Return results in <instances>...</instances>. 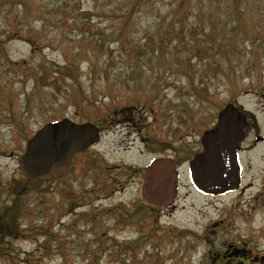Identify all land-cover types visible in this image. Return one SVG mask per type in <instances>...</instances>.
<instances>
[{"label": "rangeland", "instance_id": "1", "mask_svg": "<svg viewBox=\"0 0 264 264\" xmlns=\"http://www.w3.org/2000/svg\"><path fill=\"white\" fill-rule=\"evenodd\" d=\"M117 0H115V9L113 12V5H101V1L94 2L92 0H79L80 10L87 11L91 13H97L99 16L92 15L91 19L84 18V21H90L91 24L101 25L105 28V33L107 36H103L106 40L111 42L113 49H118V39L126 38V36L132 40L134 37L140 38V40H148V36H155V51H150L148 46L147 58H140L139 61L131 60L127 54H121L126 59L116 58L110 60L107 56L100 58L98 65L95 68V72L111 64L112 79L115 74H122L126 78L131 77L134 79H129L127 84L126 92L128 94L124 95V98L130 95H145L153 94L154 97L149 101L151 106L153 100V105L160 107L162 113L170 112L176 116L188 117L191 113L195 116V122L198 120H203L209 125H213L216 121L217 116V106L220 103H224L228 100L234 101L242 104L247 110L255 113L258 123L260 124V130L264 133V47H259L264 45V0H250V2L255 3L253 5V12L250 15L253 16V21H246L243 23H237V28L232 31L230 26H223V23L216 24L215 29L212 30L211 25L214 20H217L220 14L213 11H205L204 14L198 15L196 19L191 16V21L198 23L199 28V40L201 38V25L204 23L207 29V35L202 40L201 47H205L208 50L209 55H215L214 60L218 64L226 65L228 62H233L237 65L239 71L244 72L246 75V69L252 67L251 77L238 79L236 82L225 76L226 70L223 72H216V76H213L211 71L210 76L213 80L211 85V91L214 92L213 101H200L192 96L191 87H189L190 77L188 75L194 76L195 82L199 80L201 73L208 69L207 62L211 59L209 56H205L201 59L200 56L194 57V41L196 38L189 41V36L185 38L178 37L176 30L172 29V25H179V19L177 22H172V14L168 13L171 5L168 4V0H163L165 4H161V0H149L146 5L141 9V11L135 13V21L133 23L134 28L131 26L132 23L128 25H121L117 20ZM54 3V5H60V0H30L32 14L35 15V9L40 6L44 9L46 3ZM96 8V10L94 9ZM36 16H30V19L34 17H43L45 19L46 15L42 12ZM257 10L263 15H260ZM167 13V14H166ZM116 18H114V17ZM51 19V18H50ZM54 20L47 22L44 27V31L41 30L40 21L35 22V28L39 31L37 36L42 38L44 45L42 49V54L46 55L48 59L54 60L60 64L64 63V56L62 55V47H72L75 45V37H79L76 34L78 30H70L68 28H62L60 26H55ZM4 21L0 17V25ZM73 23V21H69ZM187 26V20H185ZM117 29V30H116ZM260 32L261 34L257 35ZM124 33V36H123ZM178 41H177V39ZM51 39L55 40V46L48 45ZM166 39L167 41H163ZM173 39V41H172ZM254 39H257L259 43H254ZM169 40V41H168ZM162 41V43H160ZM234 47H237L234 49ZM213 48V49H210ZM5 49L7 55L13 61H29L31 63L36 62L38 57L34 58V52H32L31 45L28 41L19 38H13L8 40L5 44ZM202 49V48H201ZM159 50V51H158ZM203 50V49H202ZM255 51L254 53H251ZM116 51L114 55H116ZM93 60V59H92ZM4 61L0 59V63ZM90 60L84 59L79 63V72L81 75V84L72 83L67 80L62 83V90L57 93L56 90L49 88L35 89L32 74L27 76H16L8 68V63L0 68V186H7L14 178L20 176L18 172V156L21 153L22 140L19 142L17 139L14 142H9V146H5L10 137V133L7 127L3 124L4 118L2 112H8L11 102L15 107L19 104H23L26 96L31 95L35 100H44L46 106L43 109H33V115L36 117H31V123L29 125V130L37 128L44 120L49 118L50 114H67L69 116H77L83 118L82 116H93L94 110L85 111V107L88 106L86 101H81V112L79 113L76 106L69 103L68 96H76L80 92V87L93 89L99 88L97 77L92 76L93 68H90ZM170 63V64H169ZM256 65V67H255ZM226 67V66H225ZM255 67V68H254ZM135 71V72H134ZM246 71V72H245ZM188 74V75H187ZM244 75V76H245ZM249 80L252 82L249 83ZM252 83V84H251ZM245 84V86H243ZM98 93V114L103 115L106 112L103 104L108 103L109 99L103 97L101 93ZM53 93L56 95L54 96ZM159 96V99L157 97ZM62 107H59L60 101H65ZM57 100V101H56ZM90 109V108H89ZM124 114H128L126 111ZM156 115V114H155ZM158 115V114H157ZM138 118V124L133 127V131L127 129L125 123L107 125L109 130L104 132L102 141L95 146L93 149L97 153L101 154L107 161L112 163H119L124 165H130L132 167L144 168L152 158L162 153L164 155L174 156L177 155L186 156L187 150L191 149L195 151L199 146V138L201 131L194 129H186L187 132L179 140L174 141V147H178L176 151L172 146L162 149L159 146H155L152 143H144L142 128L145 125L152 123V112L141 111ZM178 117L175 119L177 120ZM176 124V121H175ZM174 124V125H175ZM181 140V141H180ZM172 144V145H173ZM185 151V152H183ZM188 154V153H187ZM256 158L253 157V162ZM187 162L181 165L180 171L182 172V197L189 190L192 189L189 185V178L187 172ZM111 175L121 178V183L118 185L123 186L122 192L116 191L111 193L110 196H105L102 194H97V198L93 195V201L87 202L84 206L81 205L77 210L91 211L93 209L99 212L103 207L107 206H122L129 207L130 203L136 200L140 202V187L141 180L139 173H131L123 177L119 174V170L112 171ZM90 179V177H86ZM90 183V180L88 181ZM46 185V184H45ZM78 183L74 184L75 188H78ZM47 186V185H46ZM51 199H54L58 203L59 208L61 207L59 202L61 196L59 194V179H56L51 185ZM46 188H49L48 186ZM4 189V188H1ZM5 195V193H3ZM48 195V194H47ZM193 193L187 195L186 199L183 197L179 201V209L174 210L172 215H169L168 210L161 213L157 228H159V235L163 236L165 232L176 228V231H183L191 229L192 231L203 235L205 234L204 228L208 227L203 222L207 218H212L216 220L218 218L217 209L211 207L208 203L203 202L202 198L192 196ZM96 198V199H95ZM185 205V209L181 210V205ZM133 206V205H132ZM210 208L208 209L207 207ZM54 209L56 213H58ZM202 210H204L202 213ZM146 212V211H144ZM207 213V215H206ZM120 211L114 208L110 214L105 218L107 225L109 224V230H104V227H100L105 233L104 236L101 235V229H97V233L101 236L104 241L108 238H112L115 241V249L112 255L104 256L100 252L95 259L97 264H138L135 263V259L131 257L130 250L125 252H119L117 245L125 248L127 241L129 239L135 240L138 237L135 231V226L133 224V219L130 221L127 229L120 232L119 230H111L112 224L116 222L119 218ZM203 215V216H202ZM206 215V217H205ZM74 215H67L64 217L65 222L59 220L60 214H58V222L55 228L52 230V240L51 244L54 248L51 249L52 253L49 256L43 257V262H50L51 264H60L62 259L60 253L55 250L58 247V240L56 237L61 235H69L73 239V242L69 244V249L72 251V256L67 258V261L72 264H80L79 252L84 251L85 243L91 242L94 239V234L88 232L86 229L80 232V229L70 228L71 218ZM205 217V218H204ZM128 218V217H127ZM204 218V219H203ZM202 220L198 225L197 222ZM211 220V221H212ZM210 221V222H211ZM70 229H69V228ZM162 227V228H161ZM34 236L36 237V241ZM32 238L21 239L14 242L16 249L21 253L18 259H22L25 252L34 251L36 254L38 252L37 247L40 243H43L40 235H34ZM41 238V239H40ZM196 236L191 238L175 241L174 243H168L163 239L158 244L159 246L154 249L153 256H141L146 262L145 264H156L159 260L162 264H198L201 259L204 250L206 249L205 244H200L196 247L195 251L191 250L189 256L185 252L187 242H193ZM187 240V241H186ZM42 241V242H41ZM92 244V243H91ZM96 246L95 243H93ZM132 251V250H131ZM152 251V249H151ZM40 253L42 256L43 251L40 248ZM138 255V254H137ZM132 256H136L132 253ZM139 261V260H137Z\"/></svg>", "mask_w": 264, "mask_h": 264}, {"label": "trees", "instance_id": "2", "mask_svg": "<svg viewBox=\"0 0 264 264\" xmlns=\"http://www.w3.org/2000/svg\"><path fill=\"white\" fill-rule=\"evenodd\" d=\"M42 0H39L41 2ZM60 5H54V3H46L44 9L38 6L35 9V15L32 14L30 0H0V17L4 21L0 25V59L4 62L0 63V68L8 63V68L16 76H27L32 74V80L35 89L49 88L53 91L56 90L59 93L62 90V83L64 81H71L72 83L81 84V75L79 72V63L84 59L90 60V68H93L92 73L99 79L98 87L100 89L106 90L111 96H118L126 91L129 87L127 84L131 77L126 78L122 74H115L112 77L111 64H107L97 72L95 68L100 58L107 56L110 60L116 58L126 59L124 56H120V53L127 54L129 59L139 61L140 58H147L148 46L150 51H155V36H148V40L142 41L140 38L134 37L130 40L127 36L126 38H119L118 49L114 50L113 45L109 40H106L103 36H107L105 33V28L101 25L91 24L90 21H84L82 19H91L92 15L99 16L97 13H91L87 11L80 10L79 0H60ZM97 2L98 0H92ZM101 5H113L115 9V0H99ZM149 0H117L116 12L119 24L128 25L130 23L134 28L135 13L138 14L141 9L146 5ZM261 1V0H259ZM161 4H165L163 0L160 1ZM168 4L171 5L168 13L172 14V22L175 23L179 19V25H172V29L176 30L178 37L185 38L189 36V41L196 38L194 41L196 50L194 51V57L200 56L203 59L205 56L211 57L214 60L215 55L205 54L208 50L205 47H201L202 40L207 35V29L204 23L201 25V38H199V28L198 23L191 21V16L196 19L198 15H202L205 11H213L220 14L217 20H214L211 25L212 30L215 29L216 24L223 23V26H230V29L234 31L237 28V23H243L246 21H253V16L250 15L253 12V5L255 3L250 2V0H168ZM46 15L45 19L43 17H34L30 19V16L39 15L41 10ZM96 10V8H94ZM113 9V12H114ZM260 15H263L260 10H257ZM167 14V13H166ZM54 20L55 26H60L62 28H68L70 30H78L74 39L75 45L72 47H62V55L64 56V63L60 64L54 60L48 59L46 55H43L41 47H43L44 42L42 38L37 36L39 31L36 30L34 23L40 21L41 30L44 31V27L47 22L51 19ZM187 20V26L185 24ZM73 21V23H69ZM129 26V25H128ZM117 30V29H116ZM261 34L260 32L257 35ZM41 35V34H40ZM124 36V33H123ZM13 38L24 39L28 41L31 45L32 52H34V58L38 57L36 62L29 61H13L7 55L5 44L8 40ZM177 39V38H176ZM163 41H167L164 39ZM169 41V40H168ZM173 41V39H172ZM178 41V39H177ZM162 43V41H160ZM55 40L51 39L48 45L55 46ZM203 50H202V49ZM213 49V48H210ZM116 51V55L114 52ZM159 51V50H158ZM93 59V60H92ZM210 65L216 71H222V65L216 63V61H208L207 64ZM170 64V63H169ZM215 71V72H216ZM235 70L230 66V72L234 73ZM208 72L201 73V82L198 87L193 86V89L197 92L200 98H205L208 95V87L206 84L205 76ZM188 75V74H187ZM190 81L195 82L194 76L188 75ZM88 94V89L80 87L79 96L86 98ZM54 96H56L53 93ZM77 96V95H76ZM68 100L76 103L75 96H68ZM57 101V100H56ZM140 102V99L135 97L133 102L135 105ZM129 104V103H128ZM9 107V112L5 113V117L9 119L8 126L13 132L12 137H22L25 131V125L29 122L30 116L33 115V109H43L46 106L44 100H35L31 95L26 96L23 104H19L15 107L11 102ZM56 119V115L53 116ZM183 124L186 125L187 121L182 120ZM166 131H169L167 129ZM181 129L173 132V135L179 134ZM27 136V134H25ZM91 168L92 165H89ZM42 181H29L23 177L18 179H13L6 187L0 186V264H49L48 262H43V257L49 256L52 253V248L50 236L51 229L53 227L54 221H57L58 214L61 213L62 208H59L58 203L54 199L48 197V193L54 194L49 188L42 185ZM4 188V189H1ZM86 192V191H85ZM5 193V195H2ZM61 196L66 200L78 199L80 196L71 191L70 189H62L59 191ZM50 203V204H48ZM77 205L76 201H72L70 206ZM146 206V205H145ZM59 208L58 213L53 212L52 209ZM63 209L66 211V207L63 204ZM143 210L141 205L134 214H139ZM98 214H87L81 212L78 216L73 217L75 224L83 221V224L87 225L88 222L94 220ZM100 215V214H99ZM77 222V223H76ZM82 223V222H81ZM95 226L90 228V231H94ZM34 235H40L43 243L37 247L39 254L34 251L25 252L22 259H18L21 253L16 249L14 242L21 239L32 238ZM69 236L56 237L62 245H67L73 242L68 238ZM35 240L36 237L34 236ZM36 241H39L38 239ZM40 248L43 251L42 256L40 253ZM108 246L102 247V252L107 250ZM87 249L91 250L90 247ZM60 255L65 259L69 255V252L64 251L61 247L55 248ZM79 255L81 253H78ZM91 252H88V257L91 256ZM87 257H83L85 259ZM66 263V262H65ZM64 264V263H63ZM89 264H94L90 262Z\"/></svg>", "mask_w": 264, "mask_h": 264}, {"label": "water", "instance_id": "3", "mask_svg": "<svg viewBox=\"0 0 264 264\" xmlns=\"http://www.w3.org/2000/svg\"><path fill=\"white\" fill-rule=\"evenodd\" d=\"M244 124V115L228 105L220 112L216 128L204 133V151L190 163L191 178L198 189L221 193L238 186L240 168L235 148ZM98 138V128L91 123L77 124L69 119L48 123L28 141L19 167L29 178H48ZM144 176L142 196L148 203L163 206L174 200L178 187L175 160L153 161Z\"/></svg>", "mask_w": 264, "mask_h": 264}, {"label": "flooded vegetation", "instance_id": "4", "mask_svg": "<svg viewBox=\"0 0 264 264\" xmlns=\"http://www.w3.org/2000/svg\"><path fill=\"white\" fill-rule=\"evenodd\" d=\"M249 122L239 153L242 184L219 197L220 236L208 250L207 264H264V135ZM253 157L256 162H253Z\"/></svg>", "mask_w": 264, "mask_h": 264}]
</instances>
